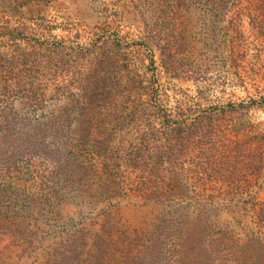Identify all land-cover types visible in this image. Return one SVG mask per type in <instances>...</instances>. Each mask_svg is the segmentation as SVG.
<instances>
[{
    "label": "rangeland",
    "instance_id": "obj_1",
    "mask_svg": "<svg viewBox=\"0 0 264 264\" xmlns=\"http://www.w3.org/2000/svg\"><path fill=\"white\" fill-rule=\"evenodd\" d=\"M5 1L16 5L13 13L0 14V26L22 31L12 42L0 40L13 59L31 51L41 54L49 37L87 46L103 24L111 23L128 42L143 44H132L128 51L135 47L153 60L151 71L144 69L146 56L141 65L131 58L127 74L152 73L161 107L186 121L199 115L189 130H201L215 119V129L237 143L264 137V11L256 9L253 0H230L232 5L215 16L203 0ZM19 1L25 5L17 6ZM56 79L58 85L66 84L61 74ZM1 92L0 264H217L202 259L197 247L207 253L208 243L218 237L226 245L247 242L242 224L233 223L227 208L238 199L235 185L245 180L241 168L259 166V176L250 177L241 198L263 196L264 149L244 145L233 150L232 142L225 146L224 140L212 151L220 169L215 173L207 166L197 176L193 167L211 156L209 149L199 148L209 144L197 131L182 139L180 150L170 140L167 160L160 156L152 174L141 171L143 164L141 170L115 177L113 171L100 177L98 169H90L71 183L55 162L58 153L53 148L59 141L52 140L43 125L36 139L27 138L29 132L34 134L36 112L22 106L21 96ZM69 105L73 103L67 97L46 99L40 113L48 119ZM78 111L67 108L69 129L80 117ZM126 123L109 141L113 155L120 158L138 138ZM164 143L163 137L157 138V152ZM81 160L87 163V158ZM124 162L128 160L123 156ZM137 175L152 180L154 192L146 203L134 199L126 185L138 184ZM103 178L111 179L107 188ZM191 223L195 232L188 238ZM254 246L253 241L250 250ZM230 247L222 245L223 250ZM200 258L203 263H196Z\"/></svg>",
    "mask_w": 264,
    "mask_h": 264
},
{
    "label": "trees",
    "instance_id": "obj_2",
    "mask_svg": "<svg viewBox=\"0 0 264 264\" xmlns=\"http://www.w3.org/2000/svg\"><path fill=\"white\" fill-rule=\"evenodd\" d=\"M203 2L208 7L210 15L213 16L228 3L232 5L230 0H203ZM253 2L256 9L264 11V0H253ZM14 3L16 5V1L12 3V1L0 0L1 17L13 13ZM24 5L22 1L17 3V6L20 7ZM114 27L111 23L103 24L98 33L95 34L96 37L87 46L68 44L64 39L49 37L43 42L41 54L31 51L27 53L26 57L20 55L14 59L12 54H6L8 51L7 44L0 41V44L2 43L0 47L4 52L3 54L0 53V94L2 93L1 90L5 92L7 89L15 97L21 96L25 99L22 106L32 114L36 112L37 119L33 120L36 123L34 134L29 132L27 136L26 132L25 137L34 136L36 139L39 136L37 133L39 134L43 125L44 129L48 130L51 139L59 141L56 142L53 149L58 153L55 162L59 174L64 179L70 180L72 183L77 174L82 176L90 169H98L100 177L113 171L115 177V175L119 176L127 171L141 170L142 164L141 171L144 172L145 169H148L152 174L156 163L161 161L162 157L160 156H164L163 158L167 160L171 145L169 144L170 140L174 139L172 145L175 143L180 150L182 139L197 131L198 138L204 137L209 144L207 147L202 143L203 146L201 144L199 148L201 150L203 148L209 149L211 155L209 156V162L199 161L193 167V172L197 176L204 174V168L207 166L210 167L212 172L220 169L216 166V159H213L216 154L212 151H215L216 146L223 145L224 140H227L225 146L230 141L232 142L233 150L244 147V145L255 150L264 149L263 136L248 141L244 139L241 143H237L232 139L229 140V133L219 132L215 129V125H217L215 119H211L209 124L206 125L207 127L205 126L201 130L198 127L189 130V126L193 124L192 122L199 115L191 121H186V117H179L178 114L174 115L161 107L156 101L157 88L152 73L149 77H145L144 72L127 74L128 72L125 70H127L131 58L141 65L142 57L146 56L148 63L144 66V69L151 71L154 69L153 60L148 55L149 53L147 55L140 54L135 49L139 45L143 47L142 43L128 42L125 37L120 36L116 30L112 29ZM21 34L22 31L17 27L0 26V40L3 38L5 41L12 42L22 36ZM132 44L135 47L130 53L131 51H128L127 47ZM120 51L123 53L118 56ZM18 66L22 69H19ZM72 68L76 70L72 72ZM59 74L64 78L62 79L64 83L72 86L71 89L66 84L61 86L57 84L56 78ZM63 97L70 98L73 103L67 108L79 109L80 117L73 120L74 126L70 129L67 127L71 123L66 115V107L55 115L51 114V118L48 119L42 118L46 116L40 113L46 99ZM124 120H127L126 128L128 131L134 132L138 136L135 146L123 154L124 159L128 160L126 164L123 163V156L120 158L113 155L111 143L109 142L110 137L119 131ZM66 129L70 130L67 134L65 133ZM159 137H163L165 143L162 150L157 152L156 141ZM220 141L222 144L219 143ZM199 142L201 141H197V143ZM231 150L232 148L228 152ZM86 158L87 163L82 162L81 159L85 160ZM117 160H120V163H117ZM96 164L100 165L101 168L95 167ZM128 168L130 169L128 170ZM258 168L257 164L251 167L250 170L246 167L241 168V175L245 180L235 185L238 199L234 201L232 207L227 208L232 213L230 218L233 223H236V225L242 224L241 231L247 242L240 246L232 245V243L226 245L218 237L208 243L207 253L197 247L196 252L204 256L202 259L209 262L217 260V264H227V262L229 264H264V193L259 200L252 199L249 196L241 198L244 196L245 187L250 186L248 184L250 177L259 176L258 171H255ZM137 177L139 178L138 184L135 183L132 186V183L128 182L126 185L134 199L146 203L154 192L151 189L152 180L149 177L145 178L143 175H137ZM110 180V178L108 180L106 178L102 179L105 188H107V182ZM194 184L195 182L192 186L195 187ZM191 225L193 224L191 223L186 230L188 238L195 232L194 227ZM195 225H198V223H195ZM253 241L255 248L250 250ZM222 245L231 247L223 250ZM241 257L247 258V262H243ZM192 258L194 263L196 258ZM202 259H198L196 263H203Z\"/></svg>",
    "mask_w": 264,
    "mask_h": 264
}]
</instances>
